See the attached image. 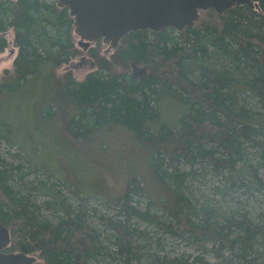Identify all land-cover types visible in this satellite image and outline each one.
Listing matches in <instances>:
<instances>
[{
    "label": "trees",
    "instance_id": "obj_1",
    "mask_svg": "<svg viewBox=\"0 0 264 264\" xmlns=\"http://www.w3.org/2000/svg\"><path fill=\"white\" fill-rule=\"evenodd\" d=\"M253 2L222 14L200 10L195 25L182 31L173 27L131 31L112 47L111 57L101 54L103 40H97L99 47L87 48L97 70L78 80L71 69L57 74L82 54L68 8L59 7L56 0H0V53L8 46L5 34L10 28L19 48L13 82L54 77L59 106L53 116L64 117L67 132L76 140L123 125L148 149L147 168L167 190L160 204L171 220L162 221L133 204L135 195L148 192L141 173H131L119 198L125 219L107 220L116 234L111 241L114 253L124 264L141 259L132 217L174 235L188 234L201 245L218 239L217 250L230 247L245 264L252 263L246 257L264 234V223L245 213L218 220L214 206L195 205L185 190L195 176L194 165L202 163L234 171L236 177L248 176L264 192V0ZM133 60L149 69L144 76H131ZM5 85L0 82V89ZM248 93L256 97L259 109L248 104ZM0 135L4 136L1 130ZM249 149L260 156L255 166ZM15 156L26 158L20 151ZM27 162L29 169L39 172ZM25 174L22 164L0 168V221L12 236L7 250L36 256L34 264H103L110 245L88 223L86 199L80 197V204L73 206L43 180L24 192L12 181ZM43 187H48L50 198L39 204L32 199V190ZM43 209L57 211V220L47 218ZM198 262L214 264L199 256L193 264Z\"/></svg>",
    "mask_w": 264,
    "mask_h": 264
},
{
    "label": "rangeland",
    "instance_id": "obj_2",
    "mask_svg": "<svg viewBox=\"0 0 264 264\" xmlns=\"http://www.w3.org/2000/svg\"><path fill=\"white\" fill-rule=\"evenodd\" d=\"M5 35L8 46L0 53V82L6 83L0 89V130L5 136L0 135V168L22 164L26 174L22 179L14 177L12 183L24 192L31 185L39 186L43 180L73 206L79 205L80 197H84L88 223L99 231L103 243L110 245L108 257L101 258L103 264H124L123 258L114 253L116 246L111 241L116 234L107 220L125 219V215L119 212V198L126 190L131 173H141L148 192L135 195L133 204L142 210H150L162 221L171 220L160 204L167 190L147 168L148 149L123 125L104 127L90 139L76 140L67 132L64 117L58 113L53 116L59 106L54 77L41 75L32 81L13 82L14 60L19 48L14 42V28ZM76 39L80 40V37L76 36ZM95 46L99 47L95 41L87 47L81 46L82 54L61 66L57 70L58 76L71 69L74 77L82 80L89 72L96 71L97 66L87 50ZM100 52L111 57L114 49L103 41ZM131 67L130 74L135 78L144 76L149 70L138 60H133ZM246 101L259 109L252 94L248 93ZM19 151L27 159L15 156ZM249 159L253 166L261 160L255 149H249ZM27 160L39 172L29 169ZM182 167L190 168L185 164ZM193 169L195 176L186 182L185 193L195 205L211 204L218 220H222L223 215L245 213L254 222L264 223V192L257 189L248 176L236 177L234 171L214 170L202 163L194 165ZM260 173L263 174V169ZM46 190L48 187H43V191L33 189L32 199L42 204L50 198ZM42 212L49 219L56 221L58 218L54 209H43ZM131 228L136 230L134 241L141 255L137 264H178L184 261L193 264L198 256L214 264H245L234 249L224 247L217 250L221 244L218 239L201 245L188 238V234L186 238L174 235L137 217H132ZM246 258L251 264H264V234Z\"/></svg>",
    "mask_w": 264,
    "mask_h": 264
},
{
    "label": "water",
    "instance_id": "obj_3",
    "mask_svg": "<svg viewBox=\"0 0 264 264\" xmlns=\"http://www.w3.org/2000/svg\"><path fill=\"white\" fill-rule=\"evenodd\" d=\"M254 5L253 0H57L74 17L79 44L102 39L116 47L121 38L137 30L160 31L167 27L184 30L193 27L200 10L219 14L237 5ZM12 240L10 229L0 221V264H34L37 257L22 251H7Z\"/></svg>",
    "mask_w": 264,
    "mask_h": 264
},
{
    "label": "flooded vegetation",
    "instance_id": "obj_4",
    "mask_svg": "<svg viewBox=\"0 0 264 264\" xmlns=\"http://www.w3.org/2000/svg\"><path fill=\"white\" fill-rule=\"evenodd\" d=\"M8 251V250H7Z\"/></svg>",
    "mask_w": 264,
    "mask_h": 264
}]
</instances>
